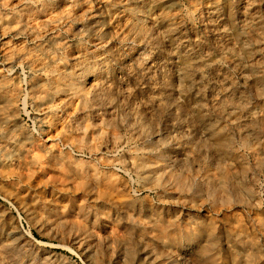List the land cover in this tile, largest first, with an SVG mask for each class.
Wrapping results in <instances>:
<instances>
[{"label":"rangeland","instance_id":"rangeland-1","mask_svg":"<svg viewBox=\"0 0 264 264\" xmlns=\"http://www.w3.org/2000/svg\"><path fill=\"white\" fill-rule=\"evenodd\" d=\"M131 2L143 10L149 38L137 49L116 43L122 64L109 71L100 93L113 104L108 132L118 145L97 159L71 133L41 121L26 94L30 70L7 68L0 53V71L23 95L12 125L0 126V148H24L22 164L17 154L0 162V233L32 234L52 264H264V130L250 116L257 96L241 73L244 52L236 51L235 65L222 59L227 36L220 31L232 36L229 2L221 0L218 19L206 13L207 0ZM92 4L104 13L109 7L102 0ZM6 39L17 41L0 35V43ZM129 157L183 175L184 186L161 189L150 167L136 176ZM15 166L21 178L11 177ZM16 202L35 212L39 205L50 222L32 224ZM173 233L181 240L174 242Z\"/></svg>","mask_w":264,"mask_h":264},{"label":"bare ground","instance_id":"bare-ground-1","mask_svg":"<svg viewBox=\"0 0 264 264\" xmlns=\"http://www.w3.org/2000/svg\"><path fill=\"white\" fill-rule=\"evenodd\" d=\"M102 1L105 6H109L107 7L105 13L102 12L101 9L98 10L94 8L92 0H0V35L2 37L12 36L17 38L16 42L13 41L11 43L9 41L10 39H6L0 43V53L2 58L1 62L7 68L18 64H24V66L28 67L31 73L29 88L26 94L37 105V109L39 111L38 114L41 116V121L44 124H48L50 126H60L64 132L71 133L78 147L82 146L86 148L90 157L96 159L103 151H111L118 145V141L114 135L108 132V128H110L113 123V119L111 117V113H113V104L105 99L106 96L104 94L100 93L102 82L106 78L109 71L115 68L116 65L122 64V60L117 58L118 52L115 50L116 43L123 40L127 45H130L128 43L134 44V48L137 49L142 45L145 46V44L148 42L147 39L149 38L147 28L143 24L144 14L141 7L132 3L131 0ZM137 1L143 2V0ZM207 2H209V4L205 10L206 13L211 15V17L218 19V12L222 6L221 0H207ZM227 2H229L228 18L232 27V36H228V34H226V32L223 30L224 27L220 31V33L223 34L221 36H227L225 39H223L226 40V43L225 46H222V49H225L222 54V59L232 65H235L238 63L235 58V56L237 57L236 51L242 49L244 52L243 56H245L246 59L241 73H243L245 76L246 81L244 82L249 85L251 93L257 96L256 103L254 106H252L254 108L253 112L250 111V116L251 118L256 119L257 124L264 130V0H227ZM232 4L233 7L230 9ZM157 6L158 5H156V7ZM122 7L125 8L124 10L122 9L123 12L119 10ZM219 24L221 25L220 21ZM172 27L174 28L175 26ZM195 34L197 35V33ZM219 48L217 49L219 50ZM239 55L240 54H238V56ZM130 58L132 59V57ZM185 59L184 63L186 62ZM114 61L116 62L114 63ZM210 64L213 65L212 62ZM191 66L193 67L192 64ZM11 77L8 75V73H3L0 71L1 127H5V125H12L16 118V111L18 110L19 105L18 103L23 96L22 91L16 85L17 83L15 84ZM107 87L109 88V86ZM232 87L234 86L232 85ZM242 93H245V90H243ZM98 108L102 109L103 112H97ZM234 110L236 109L234 108ZM87 114L90 115L89 118L86 117ZM66 142H69V140L66 139ZM257 149L259 150V148ZM23 152L24 148L22 146L5 147L3 149L0 148V162L10 163L16 154L19 159ZM119 160L121 163L124 162V159ZM20 161L22 164L23 159H19L17 162L20 163ZM38 161L41 160L34 158L32 159V162H30L34 163V165H39L41 170L44 168L46 171V167L44 165L41 166V164H36ZM137 161L131 158L129 161L130 168H133L136 176L145 175V173H147V169L150 167V170L153 171L156 176H158L161 189L172 186L174 187L177 185H179V188L184 186L183 175L177 172H167L165 169H163L162 165L155 164L146 166L144 163H140L141 160L140 162ZM16 168L10 172L11 177L21 178L23 171L20 173V170L18 171L20 167L17 169ZM90 171L92 170L90 169ZM217 186L220 187L219 184H217ZM213 187H211V190L215 191V188ZM195 189L199 190L200 188L195 186ZM251 189L249 188V192L250 194H253ZM29 199L31 202L35 201L33 198ZM16 204L24 212L28 221H31L32 224L35 223L36 225L37 222L41 226H44L50 222L49 217L44 213L42 207L39 205H33L36 206L35 212L26 204L21 202H16ZM1 226L3 225L2 221L0 220V232ZM178 237H180L178 234H172L174 242L181 240L180 238L178 239ZM0 264H52V261L48 252L42 247L41 243L38 242L35 237H33L32 234H28V232L25 233L20 230L12 231L10 229H6L4 234L0 233Z\"/></svg>","mask_w":264,"mask_h":264}]
</instances>
